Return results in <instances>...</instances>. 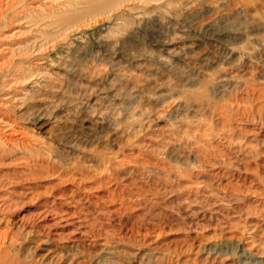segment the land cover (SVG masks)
Returning <instances> with one entry per match:
<instances>
[{
	"label": "rangeland",
	"instance_id": "374dc122",
	"mask_svg": "<svg viewBox=\"0 0 264 264\" xmlns=\"http://www.w3.org/2000/svg\"><path fill=\"white\" fill-rule=\"evenodd\" d=\"M100 2L0 0V83L35 70L0 91V203L12 226L50 210L21 252L264 264V0Z\"/></svg>",
	"mask_w": 264,
	"mask_h": 264
},
{
	"label": "bare ground",
	"instance_id": "6f19581e",
	"mask_svg": "<svg viewBox=\"0 0 264 264\" xmlns=\"http://www.w3.org/2000/svg\"><path fill=\"white\" fill-rule=\"evenodd\" d=\"M109 1H114V0H102V2H100V3L104 4L106 2L108 3ZM32 47H34V46H32ZM40 47L41 46L34 47L33 49L31 48L28 50V52L30 54H32V56H34V53H33L34 49L39 51ZM32 69H33V66H29L28 70H29V72L30 71H32V72H30L27 75H22L21 78L14 77V80H12V81H14V83H10V81H9V82H7L8 84H6L5 83L6 79L2 78V80H1L2 82L0 83V91L3 90V93L2 92L1 93L2 94H5V93L8 94L10 91V88H12L16 83L24 82L27 80L29 81L30 76L33 75V73H34L33 71H35ZM36 71L38 73H40L41 68L40 69L37 68ZM8 98H9V96L7 98H4V99H8ZM12 98L14 99L13 96H11V98H9V99H12ZM24 99H25V97H24ZM24 99H22V100H24ZM2 103H4V102H2ZM6 104H8V103H6ZM21 104H23V101H21ZM16 106H18L17 103L11 102L8 104V110L11 112V111L15 110ZM5 113H6L5 111L0 110V116H1L0 117V134L4 133L3 137H5V139H3L1 142H4V144L9 147L14 142L12 139L13 133H17L18 130H20V128L17 127L15 118L11 114H8L7 116H5L4 115ZM43 114L44 113L40 112L39 110H36V112H34V118L36 119L35 122L37 124L41 125L44 123ZM0 137H1V135H0ZM12 147L13 146H11L10 148H12ZM2 150L3 149H0V151H2ZM38 151H35V153H36L34 155L35 157H31L30 159H29V157H27V155L26 156H20L18 158V160H20L19 162L26 164L24 166L27 167V164H29L28 162H30V160H31L33 162L32 164L38 165L41 167L42 162H44V158L41 155V151L40 152H38ZM0 158H2V157L0 156ZM16 173L14 172L13 174H16ZM30 173H32V172H30ZM13 174H11V175H13ZM7 177H9V173H6V172L1 173L0 172V185L5 184L4 178H7ZM12 202L13 201L11 198H4L3 202L0 203V211L2 212L0 214V223L2 221H3V223H5L4 229L0 232V264H41V256H39V254H37V252H36V249H37L39 244L38 245L36 244L33 246H27L28 250H26V248H25V251L21 252L22 248H24V244H25L24 241L26 240V238L28 236L24 237V241L23 240L19 241V239H18L19 233L17 231H19V230L25 231L28 229L27 232H29V231L33 230L36 225L31 221H33V219L37 218L36 216H41V213L48 212L50 210L48 207H45L42 210L40 208L37 212L30 215L28 217V219L24 218V219H21L19 222L17 221L19 223L18 226H14V225L12 226V225H10V223H8L9 219L7 218V215L5 214V211L11 209L14 206V204ZM51 210H56L55 212H57V208L56 209L53 208ZM145 238L146 237L143 236L141 239H135V240L145 241ZM27 239H29V238H27ZM215 252H217V250Z\"/></svg>",
	"mask_w": 264,
	"mask_h": 264
}]
</instances>
